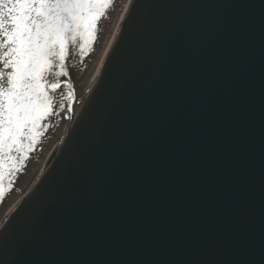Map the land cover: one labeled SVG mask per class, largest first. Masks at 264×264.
I'll return each mask as SVG.
<instances>
[{"label": "water", "instance_id": "water-1", "mask_svg": "<svg viewBox=\"0 0 264 264\" xmlns=\"http://www.w3.org/2000/svg\"><path fill=\"white\" fill-rule=\"evenodd\" d=\"M85 59L0 264H264V0H132L76 106Z\"/></svg>", "mask_w": 264, "mask_h": 264}, {"label": "snow or ice", "instance_id": "snow-or-ice-1", "mask_svg": "<svg viewBox=\"0 0 264 264\" xmlns=\"http://www.w3.org/2000/svg\"><path fill=\"white\" fill-rule=\"evenodd\" d=\"M113 2L0 0V198L50 118L75 99L71 61L94 50Z\"/></svg>", "mask_w": 264, "mask_h": 264}, {"label": "bare ground", "instance_id": "bare-ground-1", "mask_svg": "<svg viewBox=\"0 0 264 264\" xmlns=\"http://www.w3.org/2000/svg\"><path fill=\"white\" fill-rule=\"evenodd\" d=\"M131 2L132 0H117L96 44L93 47L94 50L86 57L81 68V98L77 102L76 106H80L83 103L88 86L103 58L112 47ZM74 90L75 99L73 102L75 104L78 93L75 85ZM70 102L65 104V110H59L58 115H56L48 132L45 134L41 143L37 146L34 153L12 185L11 191H8L0 203V229L18 205L55 147L68 120L70 119L74 107V104Z\"/></svg>", "mask_w": 264, "mask_h": 264}]
</instances>
